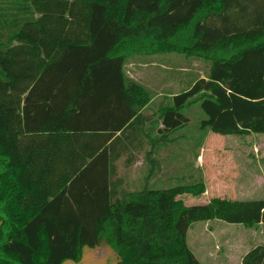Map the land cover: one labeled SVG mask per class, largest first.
Masks as SVG:
<instances>
[{
    "label": "trees",
    "instance_id": "1",
    "mask_svg": "<svg viewBox=\"0 0 264 264\" xmlns=\"http://www.w3.org/2000/svg\"><path fill=\"white\" fill-rule=\"evenodd\" d=\"M172 54L208 78L157 103L125 67ZM109 83L118 98L86 110ZM193 105L201 139L264 134V0H0V264H79L102 243L118 264H202L194 223L264 224V201L186 206L201 177L140 191L119 177L141 154L155 179ZM242 264H264V247Z\"/></svg>",
    "mask_w": 264,
    "mask_h": 264
},
{
    "label": "rangeland",
    "instance_id": "2",
    "mask_svg": "<svg viewBox=\"0 0 264 264\" xmlns=\"http://www.w3.org/2000/svg\"><path fill=\"white\" fill-rule=\"evenodd\" d=\"M76 64L79 63H68L65 70L70 75L79 77L82 70ZM209 67V63L204 61L172 54L137 56L129 60L125 70L128 77L156 93V102L159 103L165 97L188 89L196 80L208 78ZM114 86H110V83L104 86L108 90L98 92L89 99L86 110L102 107L107 97L117 99ZM152 113V110H146V114L153 115ZM188 113L190 124L177 134L181 139L161 153L162 170L155 179L145 180L147 167L141 154L131 167L125 166V158L118 163L119 177L125 179L129 189L140 191L147 185L155 190L170 189L180 184L190 185L191 180L201 177L206 180L208 190L199 197L182 196V201L188 207L208 205L215 198L237 202L264 201V188L254 182L259 177H264V134L226 137L209 131L201 139L198 126L205 119L204 113L198 105H193ZM92 224L90 222L86 226L91 230ZM199 229H202L200 224L191 232L190 245L205 264L210 259L207 248L200 247L201 241L209 242L208 248L211 249L222 242L223 254L227 251L231 256L230 260L237 256L243 257L248 250L264 243V238L255 233V227L246 228L216 221L213 223L215 234L202 238ZM225 256L226 254L223 257L226 258ZM83 258L79 264H118L117 257L103 243L85 249ZM231 264H236V261H231Z\"/></svg>",
    "mask_w": 264,
    "mask_h": 264
},
{
    "label": "crops",
    "instance_id": "3",
    "mask_svg": "<svg viewBox=\"0 0 264 264\" xmlns=\"http://www.w3.org/2000/svg\"><path fill=\"white\" fill-rule=\"evenodd\" d=\"M203 180H204V183L206 184V192H207L208 184L206 183L205 179H203ZM254 182H256L257 186L261 185L260 187L264 188V177L261 176V177H259V180H254ZM216 221H219V220H213L212 222H197V223H194V225L191 226V228H190V230L188 232V235H187V237H188V245H189L192 253L197 256V258L199 259V261L202 264H205V263H203V261L201 260L199 255L196 254V252H194V250L191 248V245H190V238L191 237H190V235H191V232L193 233L194 228L197 225H199V224L202 227V229H199V231H201V234H202V235L200 234L201 235L200 238L206 237L208 235L209 236L214 235L215 231L213 229V223H215ZM254 230H255V233H257L258 236H261V237L264 238V224L258 225L257 227H255ZM259 230H261V232H258ZM199 243H200V247L207 248L206 252L209 255V259H210V262H208V264H231V261L232 262L236 261V264H242L244 257L248 255V253H245V255H243V257L242 256L241 257L237 256V258H235L234 260L233 259L230 260L231 256H230V254L226 253L227 251L224 253V254H226V256H225L226 258L223 257L224 254H223V251L221 249L222 248V242L216 244V246L213 249L208 248L209 247V245H208L209 242H207V241H201ZM199 243H197V244H199ZM258 247H264V243H262L261 245H258ZM254 248H256V247H254ZM204 250H206V249H204ZM237 250H239L238 246H237ZM251 250H248V252L251 251ZM233 257H234V255H233Z\"/></svg>",
    "mask_w": 264,
    "mask_h": 264
}]
</instances>
